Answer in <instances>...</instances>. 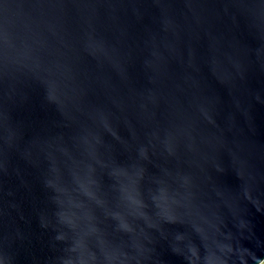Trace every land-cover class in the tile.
<instances>
[{"label":"water","instance_id":"water-1","mask_svg":"<svg viewBox=\"0 0 264 264\" xmlns=\"http://www.w3.org/2000/svg\"><path fill=\"white\" fill-rule=\"evenodd\" d=\"M264 0H0V264H263Z\"/></svg>","mask_w":264,"mask_h":264},{"label":"rangeland","instance_id":"rangeland-1","mask_svg":"<svg viewBox=\"0 0 264 264\" xmlns=\"http://www.w3.org/2000/svg\"><path fill=\"white\" fill-rule=\"evenodd\" d=\"M264 264V263H263Z\"/></svg>","mask_w":264,"mask_h":264}]
</instances>
